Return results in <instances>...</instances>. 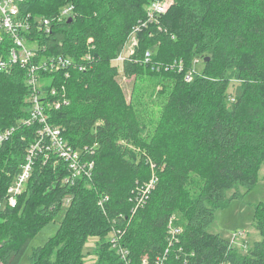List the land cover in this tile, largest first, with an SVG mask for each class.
<instances>
[{
    "label": "trees",
    "instance_id": "trees-1",
    "mask_svg": "<svg viewBox=\"0 0 264 264\" xmlns=\"http://www.w3.org/2000/svg\"><path fill=\"white\" fill-rule=\"evenodd\" d=\"M155 1L159 0L19 4L23 15L53 20L50 34L28 36L37 40L39 58L66 56L78 61L91 46L93 61L87 71L46 73L44 90L65 86L69 105L49 109V122L62 128L73 148L88 147L96 167L92 180L71 187L62 184L67 175L63 163L38 154L17 206L2 207L36 142L37 126L18 127L28 118L25 70L17 66L0 72V132L16 127L0 147L1 264L22 263L35 235L62 211L67 197L72 200L57 234L33 249L28 264H85L83 250L90 236L100 238L94 264H125L107 241L114 229L124 232L121 243L129 251L130 264H157L166 250L164 264H264V203L256 207L254 218L262 238L246 253L209 232L216 212L240 197V187L254 188L264 166V0H175L158 22H148V8ZM67 5L74 7L72 22L58 20ZM143 23L147 25L137 33L138 46L123 65L124 75L175 79L149 138L136 105L139 88L128 103L116 80L120 71L112 64L128 34ZM150 50L154 54L146 63ZM196 58L204 68L188 83L184 74ZM180 60L184 72L164 69ZM152 177L155 189L132 213L137 186ZM193 177L201 179L198 193L191 189L199 186ZM231 190L236 192L228 199ZM106 197L109 200L100 206ZM176 215L182 234L179 243L169 247L168 223Z\"/></svg>",
    "mask_w": 264,
    "mask_h": 264
},
{
    "label": "built area",
    "instance_id": "built-area-1",
    "mask_svg": "<svg viewBox=\"0 0 264 264\" xmlns=\"http://www.w3.org/2000/svg\"><path fill=\"white\" fill-rule=\"evenodd\" d=\"M24 0H0V72H10L12 68L20 67L25 70V79L29 88V101L26 102L28 108V118L19 121L18 127H34L37 126L36 142L28 149L25 161L21 165L18 176L12 181L7 189L6 197L2 205H8L15 208L18 204L19 197L25 192L27 184L31 178L32 170L35 164V158L38 154H44L47 161L56 158L57 162H62L67 175L62 179V184L75 186L81 180H92L95 172L96 164L90 159L88 147L73 148L65 140L63 130L59 126H54L49 122L48 110H59L69 105L64 85L52 86L50 90L45 91L44 86L47 80L44 79L46 73L52 74L63 72L69 68H75L79 72H85L91 67L93 58L91 56V46H87V52L80 55L81 60L76 61L74 58L66 56L42 57L39 58L38 52L40 47L37 40L29 39V35L33 32L48 35L53 29V20L46 17L23 15L20 12L19 4ZM175 0H159L149 6L148 22L157 20V17L168 12L170 7L174 5ZM72 5H67L60 10L58 20L73 18ZM56 21V20H55ZM147 23H143L141 28H134L128 34L127 40L121 51L112 60V64L119 70L122 68L127 59L134 53L138 46L137 33ZM35 44V45H30ZM154 51L145 53V62L148 63L153 56ZM114 62V63H113ZM202 63L200 58L193 61L192 68L185 72V81L192 82L197 74H200L196 67ZM89 65V67L87 66ZM166 71L177 70L184 72L185 63L180 60L164 66ZM69 76L67 72L65 78ZM49 97L53 100L49 101ZM16 127L6 128L0 132V147L7 142L15 133ZM155 177L137 186L135 193L137 194L136 205L132 213H135L139 207H143L149 199V195L155 189ZM72 198L67 197L63 201V207L70 206ZM109 200L106 197L99 202L103 207L104 202ZM5 203V204H4ZM175 216L168 223V240L169 247L179 243V236L182 234V228L177 226ZM109 242L125 264H130L129 251L123 247L122 238L124 232L114 229L110 234ZM238 236L244 237V233L235 234L230 241L231 247H236ZM246 245L243 242V248ZM169 250H166L157 264H164L168 258ZM144 263H146L144 261ZM228 264V263H222Z\"/></svg>",
    "mask_w": 264,
    "mask_h": 264
},
{
    "label": "rangeland",
    "instance_id": "rangeland-1",
    "mask_svg": "<svg viewBox=\"0 0 264 264\" xmlns=\"http://www.w3.org/2000/svg\"><path fill=\"white\" fill-rule=\"evenodd\" d=\"M30 45L32 46L35 44ZM203 68V63L196 67L199 72H201ZM120 70H122V68H120ZM116 80L120 89L125 94L128 103L132 102V97L135 92L134 88H139V91H137L139 93L137 95V99L139 101L136 102V105H138L142 123L144 122L145 124L144 135L146 138H149L153 135V133H155L154 130L157 127L164 107L168 102L169 94L175 86V79L170 76H155L149 74H143L141 76H137V78H128L124 75L123 71H120ZM233 92L234 88L230 86L229 94L232 96ZM28 101L29 96L25 99V102ZM6 103L7 102H4V104ZM5 110H9V108L6 107ZM130 148L136 150L133 146ZM193 178L198 181L199 186H189L192 191L198 193L202 184L201 179L199 177ZM235 192L236 190L228 191V199H231ZM239 192L240 197L230 200L223 209L216 212L215 221L210 226L209 232L220 234L223 239L229 242L233 239L235 234L244 233V237L238 236L235 245L236 248L241 249V252L246 253L262 238L259 230L255 227L254 218L256 207L259 204L264 203V166H262L259 171L258 182L255 187L251 190H246L245 188L240 187ZM4 206L6 205H2V207ZM65 209L67 208L63 207L62 211L55 218L49 221L38 231L21 264H28L29 257L31 256L33 249L44 246L57 234L64 219ZM175 218L177 222L180 221V217L178 215H176ZM110 236L111 235L108 236L107 241L110 239ZM99 241L100 238L97 236H90L86 238V244L83 250L85 254V264H94L97 261L98 256L96 246H98ZM243 242L246 245L245 248H243Z\"/></svg>",
    "mask_w": 264,
    "mask_h": 264
},
{
    "label": "water",
    "instance_id": "water-1",
    "mask_svg": "<svg viewBox=\"0 0 264 264\" xmlns=\"http://www.w3.org/2000/svg\"><path fill=\"white\" fill-rule=\"evenodd\" d=\"M73 18H69V22H72ZM210 58H207L206 60L209 61Z\"/></svg>",
    "mask_w": 264,
    "mask_h": 264
}]
</instances>
